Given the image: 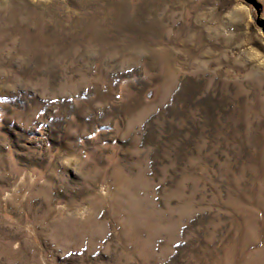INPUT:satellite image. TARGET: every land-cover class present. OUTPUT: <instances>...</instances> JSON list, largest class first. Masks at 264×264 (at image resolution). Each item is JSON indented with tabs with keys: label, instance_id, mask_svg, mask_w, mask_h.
<instances>
[{
	"label": "rangeland",
	"instance_id": "obj_1",
	"mask_svg": "<svg viewBox=\"0 0 264 264\" xmlns=\"http://www.w3.org/2000/svg\"><path fill=\"white\" fill-rule=\"evenodd\" d=\"M0 264H264V0H0Z\"/></svg>",
	"mask_w": 264,
	"mask_h": 264
}]
</instances>
